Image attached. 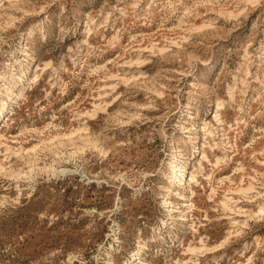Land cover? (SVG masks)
Wrapping results in <instances>:
<instances>
[{
    "label": "rangeland",
    "instance_id": "obj_1",
    "mask_svg": "<svg viewBox=\"0 0 264 264\" xmlns=\"http://www.w3.org/2000/svg\"><path fill=\"white\" fill-rule=\"evenodd\" d=\"M0 264H264V0H0Z\"/></svg>",
    "mask_w": 264,
    "mask_h": 264
}]
</instances>
